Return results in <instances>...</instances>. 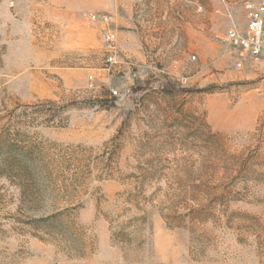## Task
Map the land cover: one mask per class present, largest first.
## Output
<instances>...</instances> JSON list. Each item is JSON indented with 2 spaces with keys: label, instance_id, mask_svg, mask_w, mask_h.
Returning <instances> with one entry per match:
<instances>
[{
  "label": "rangeland",
  "instance_id": "rangeland-1",
  "mask_svg": "<svg viewBox=\"0 0 264 264\" xmlns=\"http://www.w3.org/2000/svg\"><path fill=\"white\" fill-rule=\"evenodd\" d=\"M242 1L0 0V264H264Z\"/></svg>",
  "mask_w": 264,
  "mask_h": 264
},
{
  "label": "built area",
  "instance_id": "built-area-1",
  "mask_svg": "<svg viewBox=\"0 0 264 264\" xmlns=\"http://www.w3.org/2000/svg\"><path fill=\"white\" fill-rule=\"evenodd\" d=\"M241 7L246 15L245 26L243 29L228 28L225 39L231 47L238 50L239 56L256 58L264 50V0H243ZM89 17L91 20L96 18L94 14ZM102 19L107 21L109 17L103 16ZM114 37L113 32L106 33V39L110 43L113 42ZM107 60L111 61L112 57L109 56Z\"/></svg>",
  "mask_w": 264,
  "mask_h": 264
}]
</instances>
